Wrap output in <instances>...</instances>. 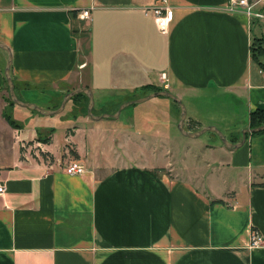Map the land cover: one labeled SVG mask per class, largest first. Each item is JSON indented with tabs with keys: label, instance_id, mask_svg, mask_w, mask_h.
<instances>
[{
	"label": "crops",
	"instance_id": "0c3cea01",
	"mask_svg": "<svg viewBox=\"0 0 264 264\" xmlns=\"http://www.w3.org/2000/svg\"><path fill=\"white\" fill-rule=\"evenodd\" d=\"M166 2L173 17L161 33L145 13L161 0H0V42L11 52L17 97L54 109L66 92L87 87L100 115L160 88L187 104V132L213 124L238 142L240 131L251 128L250 113L264 110V75L251 57L264 20L243 7L228 9V0ZM254 8L264 12V0ZM7 59L0 48V264H264V145L254 139L264 131L247 132L236 150L225 148L206 181L170 161L149 165L160 147H169L180 110L173 109L176 118L171 113L166 127L141 131L132 123L98 122L106 117L93 118L92 126L77 102L78 120L65 122L74 124L64 144L74 158L61 161L53 129L36 116L43 114L9 105ZM5 111L19 117L14 125ZM86 125L118 137L113 143L123 155L111 144L115 157L98 161L102 135L87 140ZM217 144L204 148L222 151ZM128 146L153 149L137 159ZM31 147L52 160L32 155ZM71 161L84 171L67 174ZM251 230L260 233V246H251Z\"/></svg>",
	"mask_w": 264,
	"mask_h": 264
},
{
	"label": "rangeland",
	"instance_id": "374dc122",
	"mask_svg": "<svg viewBox=\"0 0 264 264\" xmlns=\"http://www.w3.org/2000/svg\"><path fill=\"white\" fill-rule=\"evenodd\" d=\"M253 44L256 48L258 47L256 45V43H253ZM255 51H256V49H255ZM148 94H146V95H148ZM140 95H143V94H140ZM146 95H143V96H146ZM143 96H140L138 98H141ZM134 99H136V98H134ZM93 101L95 103L94 98H93ZM60 102H58L57 105L53 108H57L59 106ZM77 102L79 103L78 107H80V111L86 112L87 101L84 100V102H83V100L82 101L79 100V97H76V99H73V98L69 99L65 103L63 110L60 111L59 113L50 114V115H41V116L36 115V116H39L40 118L47 120L49 127H51L53 129L52 133H53V140H54L53 143L54 144H53L52 148L54 151L57 152L58 156H59L60 152L62 151L61 161H65V162L74 158L73 148H71V146H68V145L64 146V144L66 142L65 135L67 132V128L69 125L72 126L71 128H73L74 124L73 123H67L66 124L65 122L66 121L68 122L69 120H72L71 122H74V120L77 119V115L76 116L73 115V113L75 112V108L77 107V105H76ZM183 103H184V101H183ZM96 105L97 104L95 103V107H94L95 112H96V109H95ZM184 105L186 108L187 104L184 103ZM148 106H150V107H148ZM157 108H159L162 111H158ZM173 109L176 110V113L179 114L180 107L178 104L176 106V102L174 100H172L171 98L166 97V96H156V97L149 99L148 101H145V102H139V103H134V104L128 105L127 107L124 108L121 115L117 119H114L111 117H106V118H102L98 122H102L105 120H115L117 122L132 123L133 127L138 128L141 131H145V129L146 130L148 128L150 129L152 127V125L154 126L157 124L161 125L162 127H166V125L171 123L170 116H171ZM187 110H188V107H187ZM5 112H7V111H5ZM7 113H8V115L12 121L19 118L15 115L12 118V115L9 112H7ZM113 113H115V112H113ZM113 113H109V114H113ZM168 113H170V114H168ZM93 115L95 116L94 113H93ZM89 117L91 118V125L94 126L96 122L94 121V119L91 116H89ZM131 117L134 118L133 121L130 119ZM171 117H172V121H173V118H176V115L173 116V113H172ZM78 118L81 119V116H78ZM178 121L179 120L173 121L171 124L173 132H171L172 135H170V137H169V143H168L169 147L168 148H161L160 147L159 148V151L161 152V153H159L160 155H158L156 160L150 161L152 164H149V165H152V166L153 165H164L167 161H170V163L174 167L181 168L183 173H185L188 176L193 175L194 172H199L201 174H204L206 176L205 179L207 181L208 177L211 178V176H212L211 175V169L209 166L214 165V163H215L214 161H216L215 159H219L217 157H219V156L225 157V154H226L225 148L226 147H223L224 149H222V151H212V150L208 149V147L204 148V145L206 143H208V144L209 143H211V144H213V143L217 144L218 143V144H221L222 146H224V145H223V142L220 140L219 136L217 135V133L214 131H205L204 133L200 134L197 137H188V136L183 135L178 128ZM83 122L84 121H80L79 123H83ZM88 125H90V124H88ZM211 125H213V124H211ZM25 126H26V128L27 127L30 128L29 125H25ZM85 127L87 128L89 126L86 125ZM203 127H205V126H203ZM216 128L222 132V134L225 136V138L227 140H229V137H231V133L228 130L219 129L218 127H216ZM88 130H89V128H87V130H85L84 132L81 133L84 135L87 134V140L90 139L89 135H93L94 137H100V135H102L99 139L100 143H99V146L97 147V150H96L98 161L102 162V161H105L106 159H112L115 157L114 151L111 149V144L115 147L116 153H118V155L122 154L123 147L120 146L119 144L113 143L114 140L117 139L118 137H116L113 140V139L109 138L111 136L110 132H106L107 135L105 137L104 134H99L96 131L90 132ZM242 130L240 131V133L242 132ZM0 134H2L1 131H0ZM213 138H215V139H213ZM263 138H264V133H259V135L254 136V139L258 140L262 144V146L264 145ZM213 140H216V142H214ZM126 148H127V150H130L133 154H136L135 156L138 157L137 159H139V155H141V154H143V155L145 154L144 157L149 158V155L153 149L151 147H148V148L147 147L130 148L129 146ZM253 148H254V145H253ZM33 151H35V153H38L40 155V158H42V159L49 160V161L52 160L51 159L52 157L48 153H43L41 151H38L37 148L31 147L29 149V152L32 155H33ZM254 153H256L255 150H254ZM254 156L256 157L257 154H255ZM262 158L264 159V156H262ZM223 167H226V166L223 165ZM214 178L215 177H213L212 179H214ZM214 180H215L216 185L219 184L218 180H216V179H214ZM234 180H236V179H234Z\"/></svg>",
	"mask_w": 264,
	"mask_h": 264
},
{
	"label": "water",
	"instance_id": "95a60500",
	"mask_svg": "<svg viewBox=\"0 0 264 264\" xmlns=\"http://www.w3.org/2000/svg\"><path fill=\"white\" fill-rule=\"evenodd\" d=\"M0 48H2L3 50H5L8 53V59H7L5 68H4V74H5V78H6V82H7V86H8V93H9V97H10L11 101L13 103L19 105V106L26 107V108L31 109V110H35V111H37L43 115H50V114L59 113L60 111L63 110L65 103L69 99H71L75 94H78V93H84L87 96L88 102H87V107H86V113L89 116H91L92 118H99V117L117 118L119 115V112L123 108H125L126 106H128L130 104L143 102V101L150 99L152 97H155V96H166V97H169L172 100H174L179 105L180 117H179V121H178V128H179L180 132L186 136L197 137L200 134L204 133L205 131H214L217 133V135L219 136L220 140L223 142V145L226 148H228L230 150H236L245 142L247 132L253 133V132H259V131L264 130V124H261L259 126L252 127V128H244L241 132V138L238 142H231V141L227 140L225 138V136L222 134V132L220 130H218L214 125H207L198 131L187 132L183 127L184 120L186 117L185 105H184V103L180 97L176 96L175 94H173L172 92H170L168 90H155V91H153V92L149 93L148 95L143 96L141 98L130 99V100H127L125 102H122L121 104H119L117 110L113 114L102 113L101 115H95V116L93 115V106H94L93 94H92L91 90L87 87H77V88H73V89L69 90L68 92H66L63 95L61 102L57 108H54V109L42 108V107H40L34 103L25 102V101H23L17 97V95L14 91V85H13V82L11 80V76L9 73L10 64H11V52H10L9 48L5 44H3L2 42H0Z\"/></svg>",
	"mask_w": 264,
	"mask_h": 264
},
{
	"label": "built area",
	"instance_id": "2783aa9c",
	"mask_svg": "<svg viewBox=\"0 0 264 264\" xmlns=\"http://www.w3.org/2000/svg\"><path fill=\"white\" fill-rule=\"evenodd\" d=\"M259 0H228L226 7L230 10L235 9L236 7H243L248 16H253L258 19L264 20V12L261 10H257L254 6L257 4ZM146 14H150L153 18L156 27L161 33H165L168 29L169 23L173 17V10L171 6H169L166 0H161L159 4H153L151 6L146 7ZM80 16L89 19L90 12L88 9H82L80 11ZM264 75V72H263ZM161 77L163 80H166V74L164 72L161 73ZM65 172L67 174H80L84 171V167L74 161L68 162L65 166ZM4 187L0 185V193H2ZM250 244L253 247H257L261 245V236L260 233L256 230H251L250 234Z\"/></svg>",
	"mask_w": 264,
	"mask_h": 264
},
{
	"label": "trees",
	"instance_id": "16d2710c",
	"mask_svg": "<svg viewBox=\"0 0 264 264\" xmlns=\"http://www.w3.org/2000/svg\"><path fill=\"white\" fill-rule=\"evenodd\" d=\"M253 43H256V45L258 47L256 48ZM255 49H256V51H255ZM251 57L257 63V65L260 68V70L262 72H264V34L261 37H255L252 40ZM156 89L157 90H162L160 88H156ZM80 96H84L86 98V101L88 102V98H87V96L84 93L75 94L72 98L76 99V97H80ZM7 100L9 102V105H14L15 104V103H13L11 101L9 96H8ZM4 117L8 121L9 124L14 125V122L11 120V118L8 115V113L5 112L4 113ZM249 122H250V127L251 128L259 126L261 124H264V110L258 109V110H255L254 112L250 113ZM262 131H264V130H262ZM254 133H258V132H253L252 134H254Z\"/></svg>",
	"mask_w": 264,
	"mask_h": 264
}]
</instances>
